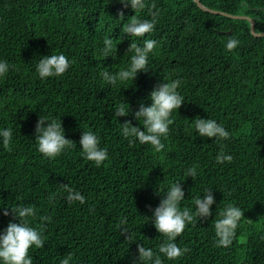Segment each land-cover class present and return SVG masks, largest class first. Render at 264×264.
Segmentation results:
<instances>
[{
  "label": "trees",
  "instance_id": "1",
  "mask_svg": "<svg viewBox=\"0 0 264 264\" xmlns=\"http://www.w3.org/2000/svg\"><path fill=\"white\" fill-rule=\"evenodd\" d=\"M201 2L249 16L256 32H264V0ZM145 4L136 15L155 16V29L137 38L122 31L135 10L119 0H0V61L9 65L0 76V130H13L10 149L0 138V232L15 219L3 215L4 207L32 206L30 223L46 237L43 248L29 251L33 264H60L68 254L70 264H134L139 244L161 255L164 264H264V36L251 32L249 19L211 12L195 0ZM106 36L113 38L114 57L102 54ZM231 38L239 44L228 50ZM145 39L156 41L148 71L117 87L105 82L101 72L126 68L130 43L143 46ZM52 53L65 54L72 66L59 77L41 79L37 64ZM175 79L181 80L185 102L161 137L164 149L130 143L122 123L131 120L143 129L135 111L152 104L158 83ZM122 104L130 105V114L118 118L114 113ZM41 115L62 120L73 141L55 158L38 150ZM198 116L216 120L230 138L200 136ZM83 131L96 133L108 150L99 167L83 155ZM221 150L231 162H217ZM194 166L195 180L185 174ZM177 182L185 191L181 209L194 213L205 189L213 191L215 203L210 217H196L176 238L189 251L168 260L158 251L167 238L152 216L161 193ZM64 184L79 191L84 203L69 202ZM229 204L244 215L232 244L217 246L214 224ZM125 230L132 240L125 239Z\"/></svg>",
  "mask_w": 264,
  "mask_h": 264
},
{
  "label": "clouds",
  "instance_id": "2",
  "mask_svg": "<svg viewBox=\"0 0 264 264\" xmlns=\"http://www.w3.org/2000/svg\"><path fill=\"white\" fill-rule=\"evenodd\" d=\"M120 3L127 7L129 4L135 10V15L131 16L127 23L123 26V33L130 37H144L155 29V16L152 19H140L136 15L139 10L146 7L145 0H119ZM154 8L155 5H152ZM123 18V11L120 13ZM239 44V40L231 38L227 43V49L233 50ZM105 47L102 54L105 58L112 56L116 51L113 38L105 37ZM156 41L145 39L143 46L138 45L135 40L130 43L127 52H132L130 63L126 68H121L115 73L107 70L101 72V76L105 82L110 83L113 87L118 86V82L124 83L129 80L135 82L138 73L148 71V60L150 53L153 52ZM72 66V61L63 53L43 56L36 67V71L41 79L49 77H59L63 75ZM9 71L7 61H0V76L5 75ZM166 82L158 83L154 90L150 93L152 104L150 106L140 105L134 116L137 120L143 121V129L140 126L133 125L132 121H125L122 128V134L125 138H129L130 143L138 140L141 144H150L155 151H162L165 145L162 143L161 137H166L170 130V125L174 123L171 118L174 110H179L185 102V98L178 91L181 80H164ZM130 114V105H120L116 108L114 115L116 117L128 116ZM195 129L199 135L208 138L228 139L229 132L224 126L217 123L211 118H200L194 120ZM13 130L7 128L0 130V138L5 149H10ZM35 138L38 143V150L44 156L55 158L59 156L63 150L71 146L73 141L66 138L65 129L62 120L49 119L40 116L36 124ZM79 144L82 146L83 155L89 161L95 163L99 167L107 158V148L99 146L100 140L96 133L92 131H83ZM218 163L225 161L231 162L233 157L226 155L223 150L216 157ZM186 176H191L194 180L197 172L196 167L189 168ZM64 190L68 193L69 202L80 201L84 203L85 197L74 190L68 184H64ZM212 190L205 189L203 197L195 199L196 210L193 213L188 207L181 209V201L185 198V191L181 182L172 184L169 189L161 193L163 198L158 207L153 211V220L157 231L164 235L167 239L159 246V253L163 254L168 260L178 259L189 251L187 247L181 248L176 243V238L183 233L187 224L192 223L196 217L207 219L212 215L211 206L215 203V197ZM50 200L52 197L49 198ZM3 215H12L15 219L10 221L8 226L0 232V261L3 264H33V260L29 255L30 249L43 248L45 246L46 237L42 235V231L31 225L29 218L36 215V210L32 206H15L4 207ZM243 211L232 204L219 213V219L215 221L214 228L218 237L217 246L228 247L232 244L236 229L242 219ZM18 220L19 222H15ZM42 221H50V216L41 217ZM126 223L125 220L121 224ZM124 237L132 240L134 234L124 231ZM139 256L135 259L140 264H164L161 255L156 254L152 248H146L143 244L138 246ZM72 255L68 254L66 258L61 260L60 264H70Z\"/></svg>",
  "mask_w": 264,
  "mask_h": 264
},
{
  "label": "water",
  "instance_id": "3",
  "mask_svg": "<svg viewBox=\"0 0 264 264\" xmlns=\"http://www.w3.org/2000/svg\"><path fill=\"white\" fill-rule=\"evenodd\" d=\"M195 1L198 3L199 6H201L202 8H204L206 10H209L211 12L224 14L226 16L233 17V18H247V19H249L251 21V32L254 35H256V36H264V32H256V30H255V21L251 17L246 16V15H236V14H230V13H227V12H224V11L214 10V9H211V8L203 5L201 0H195Z\"/></svg>",
  "mask_w": 264,
  "mask_h": 264
}]
</instances>
